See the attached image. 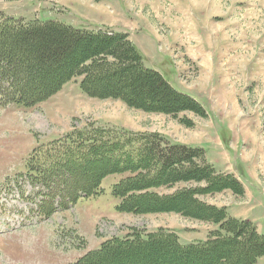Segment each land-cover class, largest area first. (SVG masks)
I'll list each match as a JSON object with an SVG mask.
<instances>
[{"label": "rangeland", "instance_id": "374dc122", "mask_svg": "<svg viewBox=\"0 0 264 264\" xmlns=\"http://www.w3.org/2000/svg\"><path fill=\"white\" fill-rule=\"evenodd\" d=\"M0 17L24 24L52 21L79 30L122 33L134 47L148 44L146 52L165 55V64L164 69L157 67L148 54L143 59L145 67L164 72L170 87L198 101L211 122L217 120L211 115L215 112L222 119L249 116V125L259 132L254 135L258 147L244 156L253 153L254 166L260 165L258 151L264 152V0H0ZM206 56L214 57V71L209 74L199 64ZM79 83L80 78H73L32 108L0 106V264H73L103 242L132 231L143 236L160 229L180 233L181 244L192 242L190 238L205 240L209 227L177 214L117 211L112 186L126 175L106 176L96 196L79 198L67 210L59 209L58 198L52 201L49 191L33 182L27 167L33 152L86 125L133 135L155 133L188 147L186 143L198 141L196 135L205 136L207 126L211 137L222 130L216 122L205 126L188 112L173 119L132 110L119 100L92 98L79 91ZM195 89L198 96L192 94ZM91 175L82 173L87 179ZM224 192L217 193L220 196L213 202L217 206L228 203L221 195ZM214 195L199 199L214 206L210 203ZM51 205L56 210L43 216Z\"/></svg>", "mask_w": 264, "mask_h": 264}, {"label": "trees", "instance_id": "16d2710c", "mask_svg": "<svg viewBox=\"0 0 264 264\" xmlns=\"http://www.w3.org/2000/svg\"><path fill=\"white\" fill-rule=\"evenodd\" d=\"M73 78H80L79 91L85 95L119 100L132 110L173 119L183 112L208 116L198 101L145 67L125 34L0 17L1 107L32 108ZM202 150L170 143L155 133L133 135L86 125L39 146L27 167L33 182L49 191L47 197L58 198L61 210L79 198L96 196L101 180L117 174L126 175L112 186L117 211L172 213L216 227L204 241L185 244L161 229L144 236L132 231L103 242L73 264H256L264 256V231L259 234L252 222L231 219L224 208L199 199L223 191L244 195L242 184L208 164ZM89 172L90 179L82 176ZM160 189L170 192L159 194ZM53 206L43 216L49 217Z\"/></svg>", "mask_w": 264, "mask_h": 264}, {"label": "crops", "instance_id": "0c3cea01", "mask_svg": "<svg viewBox=\"0 0 264 264\" xmlns=\"http://www.w3.org/2000/svg\"><path fill=\"white\" fill-rule=\"evenodd\" d=\"M149 42L154 43L153 41ZM148 47V44H146V46L142 48H138L137 46H135V50H137L142 55L144 62L147 59V55L150 54L154 57L152 62H156L157 67L160 66L164 69L163 65L165 64V55L158 57L153 52H146L148 50ZM213 58L214 57L208 59L206 56L205 59H202V61L199 60V64L201 65L204 71L203 73L209 74L214 71L215 63ZM153 63H151L152 66H154ZM204 64L207 65L204 66ZM219 70L222 69L220 68L218 69V71ZM157 71L164 76V72L161 73L160 70ZM205 87L206 89H210L211 86ZM198 92L199 90L195 89L192 94L196 95ZM211 115H214L217 120L211 122L208 115L207 118L202 119V121L205 123L204 125L207 126L208 123H211V127H213L214 125L212 124L216 122L220 124L218 125V127L222 130L218 131L215 136L211 137V135L208 133L210 127L207 126V132L205 133V136H199L198 138V136L196 135V139L198 141L186 144L191 145V147L195 146L196 148H201L204 150L208 148L211 152L206 151L207 149L205 150L204 155L206 162L208 164H211L217 171L221 173L232 174V176L237 178L243 186L242 189H244V195L240 198L238 196L233 195L230 191H226L221 195L226 198L228 203H223L218 206L214 204L213 202H215L216 196H220L218 194L213 196L214 198L210 200V203H212V205H214L215 207L225 208L227 216L229 215L230 218L248 220L254 223L257 231L262 232L264 231V225L258 227V223L260 220L264 221V152L259 153L258 151V155L261 158L259 162L261 163L259 166L256 167L254 166V161H256V155L253 156L252 153L249 158L245 157L247 156L248 152H254V148L258 147L256 146L254 135L258 134L259 132H257V130H254L253 127L249 125V116L237 115L234 117L222 119L217 114V112ZM195 127H197V125ZM220 132L223 133V136L221 137H219ZM215 139H217L218 141ZM203 145L204 147H202ZM244 152H247L245 153V156ZM261 155L263 157H261ZM206 200L209 203L208 197L206 198ZM190 222H192V220ZM194 222H196L195 224H197L198 221ZM202 223L203 222H199V224ZM203 224L205 225V227H209V231L214 230L215 228L212 227V224ZM177 235L178 237H180V233H177ZM190 239V241L192 242L196 240V238ZM260 262L264 264V257L260 258L257 264H259Z\"/></svg>", "mask_w": 264, "mask_h": 264}]
</instances>
